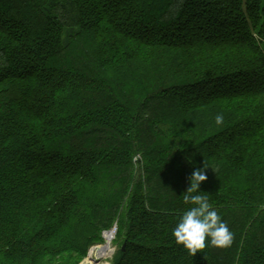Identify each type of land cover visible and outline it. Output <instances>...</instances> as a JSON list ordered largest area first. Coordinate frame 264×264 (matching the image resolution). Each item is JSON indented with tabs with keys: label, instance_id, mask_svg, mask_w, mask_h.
Here are the masks:
<instances>
[{
	"label": "trees",
	"instance_id": "1",
	"mask_svg": "<svg viewBox=\"0 0 264 264\" xmlns=\"http://www.w3.org/2000/svg\"><path fill=\"white\" fill-rule=\"evenodd\" d=\"M175 1L0 0V264H76L115 226L110 264H264V0ZM201 168L234 241L192 256Z\"/></svg>",
	"mask_w": 264,
	"mask_h": 264
},
{
	"label": "clouds",
	"instance_id": "2",
	"mask_svg": "<svg viewBox=\"0 0 264 264\" xmlns=\"http://www.w3.org/2000/svg\"><path fill=\"white\" fill-rule=\"evenodd\" d=\"M224 115L217 113L215 124L222 125ZM207 179L203 168L193 171L189 187L183 196L189 207L179 217L172 235L192 256L208 246L228 248L234 241V233L222 216L209 202V196L201 194V183Z\"/></svg>",
	"mask_w": 264,
	"mask_h": 264
},
{
	"label": "rangeland",
	"instance_id": "3",
	"mask_svg": "<svg viewBox=\"0 0 264 264\" xmlns=\"http://www.w3.org/2000/svg\"><path fill=\"white\" fill-rule=\"evenodd\" d=\"M183 2H184V0H176L175 3L173 4V6H171V8H170L168 14L166 15L164 21H169V20H172V19L174 21L177 20L178 19V16H179V13H180V11L182 9ZM109 230H114L115 231V237L112 240V250H113V252H112V254L110 256H106V257L100 259L101 262L99 264H110L111 263V259H112L113 255H114L115 251L120 246V242L118 240H116L117 239L116 238L117 237V228L115 229L114 227H112V228L108 229L107 231H109ZM107 231H104L103 237H104V235H105V233ZM94 245H97V244L91 245L89 247V249H88V254L85 257H81L76 264H93V262L91 263V261H89L88 255H89L90 249ZM75 256L76 257H79L78 254H75ZM58 264H62V263H58Z\"/></svg>",
	"mask_w": 264,
	"mask_h": 264
},
{
	"label": "bare ground",
	"instance_id": "4",
	"mask_svg": "<svg viewBox=\"0 0 264 264\" xmlns=\"http://www.w3.org/2000/svg\"><path fill=\"white\" fill-rule=\"evenodd\" d=\"M114 237L115 231L109 230L104 235L103 243L92 246L88 255V259L89 261H91V263L95 260H100L112 254V240L114 239Z\"/></svg>",
	"mask_w": 264,
	"mask_h": 264
},
{
	"label": "water",
	"instance_id": "5",
	"mask_svg": "<svg viewBox=\"0 0 264 264\" xmlns=\"http://www.w3.org/2000/svg\"><path fill=\"white\" fill-rule=\"evenodd\" d=\"M115 229L117 228V226H115L114 227ZM125 247V245H123V248ZM101 262V260H95L94 262H93V264H99Z\"/></svg>",
	"mask_w": 264,
	"mask_h": 264
}]
</instances>
